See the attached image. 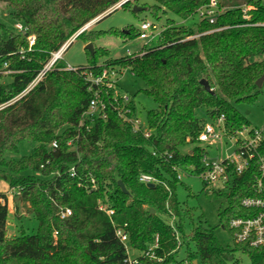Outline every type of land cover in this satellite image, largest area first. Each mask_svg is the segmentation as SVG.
Here are the masks:
<instances>
[{
	"label": "trees",
	"instance_id": "obj_1",
	"mask_svg": "<svg viewBox=\"0 0 264 264\" xmlns=\"http://www.w3.org/2000/svg\"><path fill=\"white\" fill-rule=\"evenodd\" d=\"M121 1L0 0L11 21L10 25L0 21V107L5 105L0 108V181L14 191L16 216L21 204L37 221L33 234L10 238L8 197L0 191V264H123L124 246L115 235L116 227L125 229L133 247L144 249L158 234L171 252L182 245L176 242L169 224L172 217L183 242L195 244L187 260L239 264L236 253H240L251 264H264V247L223 246L214 229L202 220L187 228L190 211L176 192L178 168L201 171L204 148L197 138L204 121L198 109L205 107L210 118L223 115L229 132L250 126L237 106L257 98L260 90L256 82L264 76L261 0H215L221 11L215 24L202 20L195 28H187L168 20L158 45L139 55L105 60L106 68L117 67L118 72L130 68L145 82L144 92L157 105L145 117L152 130L150 138L118 118L112 107L106 118L80 125L92 98L85 74L105 67L98 65L99 59L108 55L101 48H96L94 55L87 50L91 58L87 67L67 70L62 61L56 62L32 90L16 99L53 53ZM154 1L160 6L150 10L157 19L161 9L187 20L212 0ZM244 5L250 9L249 20L242 13ZM213 30L218 31L208 33ZM86 34L85 30L77 38ZM105 34L134 37L140 36V31L135 35L128 28ZM193 36L197 37L188 39ZM30 37H35L32 46ZM258 57L261 59L254 60ZM201 80L210 84L214 94L204 89ZM71 140L72 147L68 146ZM260 155H264V138ZM71 168L75 177L70 176ZM143 173L157 179L154 188L139 182ZM258 175L256 159L235 177L228 190L215 193L227 202L218 212L219 226L231 237L232 219L257 214L241 202L259 196L254 188ZM92 179L97 189H91ZM98 202L113 209V217L100 211ZM65 209L72 215L62 219Z\"/></svg>",
	"mask_w": 264,
	"mask_h": 264
},
{
	"label": "built area",
	"instance_id": "obj_2",
	"mask_svg": "<svg viewBox=\"0 0 264 264\" xmlns=\"http://www.w3.org/2000/svg\"><path fill=\"white\" fill-rule=\"evenodd\" d=\"M125 1L127 2L129 0H122L115 5V8H120ZM241 9L244 18L249 20V7L244 5ZM220 12L217 1L212 0L207 6L199 8L196 14L199 16L200 21L205 20L213 25L216 23ZM90 25L91 22L73 38L68 40L57 52L53 53L50 62L16 99H20L22 96L26 95L42 80L43 76L52 69L56 62L62 61L63 54L70 43L83 31L87 30ZM16 28L22 30V25L17 24ZM164 30L165 28L159 31V27L156 23L144 21L140 26L139 38L147 40L148 43L156 36L160 39ZM214 31L218 30H213L208 33ZM195 37L197 36L188 37V39ZM29 41L30 46H32L35 43V37H30ZM66 69L75 70V67L66 66ZM116 74L115 70L106 67H102L97 71L89 70L86 72L85 76L89 86L88 90L92 93V98L89 102L88 109L83 114L80 125H83L86 120L93 122L96 118H106L108 108L112 107L118 118L130 124L134 130L143 134L145 138H150L152 136V130L148 126L147 121L137 114L133 100L126 95L121 96L119 93H116ZM107 92L109 97H105V93ZM211 121L212 123L203 124L197 141L201 146L220 147V157H211L204 149L201 158L200 173H195L193 167L190 168L189 172H184L182 169L178 168L177 179L181 181V173L197 175L202 179L205 190L208 192L228 190L229 187L232 186L235 177H239L245 173L257 159L259 163V175L255 178L254 188L259 196L247 197L241 202L245 209L257 211V214L250 218H234L229 222V228L233 233L231 237L233 244H248L250 247L254 248L264 247V197L262 196L264 194V155H260V148L264 138V126L262 128H244L235 132H229L226 125V118L223 115L211 118ZM224 139L234 140L233 147L231 148L232 151L227 152L225 155L222 151ZM73 143L72 140L69 141L68 146L72 147ZM52 147L54 149L58 147L57 141L52 143ZM75 175V169L71 168L70 176L75 177ZM139 182L145 185H156L158 183L153 175L145 173L139 176ZM91 189H97L94 179L91 180ZM98 208L108 217H113L114 210L108 208L104 203L98 202ZM71 215L72 211L70 209H65L60 214L62 219L68 218ZM169 224L174 232L175 240L179 244L181 242V235L177 232L175 227L174 217L170 219ZM56 235L57 233L55 236ZM115 235L124 246L125 257L123 259V264H167L170 256L179 249L178 246L173 251L167 252L158 234L153 237L152 241L149 242L144 249L133 247L130 244L127 232L122 227L115 228ZM193 262L194 261L186 259L178 264H193ZM197 262L199 264V261Z\"/></svg>",
	"mask_w": 264,
	"mask_h": 264
},
{
	"label": "rangeland",
	"instance_id": "obj_3",
	"mask_svg": "<svg viewBox=\"0 0 264 264\" xmlns=\"http://www.w3.org/2000/svg\"><path fill=\"white\" fill-rule=\"evenodd\" d=\"M264 6V0H261ZM129 5L131 8H122L124 5ZM160 6L154 0H129L128 3L122 4L121 8L116 9L115 6L110 8L104 14L94 19L91 22L90 27L86 30V35L81 38H75L67 50L63 54L62 63L71 67H87L90 65L91 58L89 57L86 47L88 44L93 45V50L104 49L107 51V56L100 58L98 65L105 66L108 64L105 60L108 58L121 59L128 55H139L145 48H151L159 43V37L156 36L151 42L147 43V40L140 39L138 31L142 22L149 21L156 23L159 27V31H162L168 20L176 23V26H186L187 28H195L200 18L197 14L187 20L183 19L179 15H176L172 11L162 12L161 9L157 10L158 19L150 10L152 7ZM135 7L141 9L135 11ZM4 5L0 4V21L6 25H10L11 21L7 17V13L4 10ZM131 28L136 36L134 37H122L114 34H105L103 32L108 31H124ZM96 36H99L96 38ZM95 37L94 40L89 41L90 38ZM99 58V57H98ZM261 57L254 60H260ZM115 70L116 77V93L121 96L130 97L135 105L137 114L145 120L148 111L156 109L157 105L154 100L148 96L144 91L146 89L145 82L135 76L130 68H123L121 72H118L117 67H109ZM4 82V79L2 80ZM260 93L257 98L247 104H240L237 106L238 110L248 119L249 129L262 128L264 126V82L259 88ZM105 97L108 96V92L105 93ZM197 114L204 123H212L211 118L206 115L205 107L198 109ZM222 151L224 155L227 152L232 151L234 140L224 139ZM211 157L219 158L221 153L220 147H207L202 146ZM230 150V151H229ZM21 154H25L21 150ZM1 193H5L8 197L9 216H8V235L10 238L20 236L23 233L31 235L36 231L37 221L32 215H28L25 208L18 204V211L16 216V200H14V191L9 189L7 184L0 181ZM177 197L182 205L190 211V219L186 220L187 228L191 222L198 224L202 220L205 226H209L214 229L215 235L219 242L223 246H233L228 231L223 229L220 225V219L218 212L227 206V202L224 197L217 196L216 191L208 192L205 190L202 179L197 175H191L181 173V181L177 184ZM181 239V247L177 249L172 256V260L167 264H178L186 260L189 253L195 250V244L192 241L188 243L183 242ZM236 258L239 260V264H251L249 258L243 254L236 253Z\"/></svg>",
	"mask_w": 264,
	"mask_h": 264
},
{
	"label": "water",
	"instance_id": "obj_4",
	"mask_svg": "<svg viewBox=\"0 0 264 264\" xmlns=\"http://www.w3.org/2000/svg\"><path fill=\"white\" fill-rule=\"evenodd\" d=\"M125 2H126V1H125ZM125 2H124V3H125ZM124 3H123V4H124ZM134 10H135V11H140L141 9L135 7ZM86 50H88V51L91 53V55H94V50H93V45H92V44H88L87 47H86ZM263 82H264V76L261 77L260 79H258L257 82H256V84H257V86L260 88V87L262 86ZM200 84L204 87V89H205L208 93H210V94H214V90L211 88L210 84H209L206 80H201V81H200ZM118 185L120 186V188H121V190H122L123 192H125V193L127 192L125 186L123 185V183H122L121 181L118 182ZM147 187H148V188H154L155 185H154V184H148ZM151 213H154V210H153V209H151ZM193 264H198V262H197V261H194Z\"/></svg>",
	"mask_w": 264,
	"mask_h": 264
},
{
	"label": "crops",
	"instance_id": "obj_5",
	"mask_svg": "<svg viewBox=\"0 0 264 264\" xmlns=\"http://www.w3.org/2000/svg\"><path fill=\"white\" fill-rule=\"evenodd\" d=\"M1 191V190H0Z\"/></svg>",
	"mask_w": 264,
	"mask_h": 264
}]
</instances>
